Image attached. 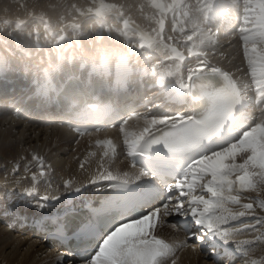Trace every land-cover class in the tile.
Here are the masks:
<instances>
[{"label":"snow or ice","instance_id":"snow-or-ice-1","mask_svg":"<svg viewBox=\"0 0 264 264\" xmlns=\"http://www.w3.org/2000/svg\"><path fill=\"white\" fill-rule=\"evenodd\" d=\"M48 8L62 9L58 31L45 12L27 10L37 26L21 20L9 32L36 49L41 39L51 44L29 99L55 105L60 113L48 119L81 138L111 127L120 140H95L101 154L87 183L63 181L79 203L65 198L42 230L63 243L95 241L83 264H177L193 240L229 253L234 245L243 264H264V0H57ZM2 43L0 82L15 90L10 56L29 59L32 48L17 36L14 50ZM120 156L133 171L113 170ZM21 168L33 182L24 194L38 196L41 213L61 200L43 155H21L12 173ZM89 186L106 189L105 198H83ZM165 226L185 238H164Z\"/></svg>","mask_w":264,"mask_h":264},{"label":"bare ground","instance_id":"bare-ground-1","mask_svg":"<svg viewBox=\"0 0 264 264\" xmlns=\"http://www.w3.org/2000/svg\"><path fill=\"white\" fill-rule=\"evenodd\" d=\"M31 2H37V7L33 11L37 14L42 11L45 12L53 28L58 31V16L62 9L53 10L48 8L49 3H56L57 0H31ZM125 2L136 3L137 0H125ZM0 3L1 5L13 4L6 0H0ZM21 4V2H18V5L14 3L8 8L9 12L3 13L1 11L0 15V40L8 41L9 49L14 50L13 36H17L21 40V43L26 47H31L33 52V55L29 59H18L17 57L10 56L14 70L9 75L15 82V90H13L12 85H6L0 82V135L2 136L0 138L2 139V134L5 133L11 139L9 141L10 139L8 138L9 142H4L5 140H1V142L8 143V147L15 143L22 148L18 155L4 153L0 155V182L8 186L7 191L11 188L12 192L13 190L14 192H21L14 198H7L6 200L4 199V202H0V264H57V261L62 256L64 257V264H83V262L78 261L76 258L65 255L67 253L66 251L52 246L50 241L41 239V236L34 233L31 227L35 224L43 223V220L47 219L50 213L55 214L58 212L59 206L65 198L75 199L76 203H79V198L68 197V194L63 192V181L65 179H71L74 183L81 181L87 183L89 175L92 170H95L93 168L96 167L98 157L101 154V149L95 147V140L97 138L112 139L114 143H119L120 134L118 128H112L101 131L98 134L94 133L91 137L85 135L81 138L58 122L40 124L42 117L48 119L49 114L54 117L58 111L54 107H44L37 98L29 99L32 96L33 88L30 83H27L28 81H26L24 71L27 69L28 75L31 73L35 76L38 75L40 69L47 66V52L51 48V44L41 39V46L39 49H36L32 40L19 37L18 32H13L12 36L7 35L9 34L8 32H12L16 23L21 20L26 22L28 30L37 26V22L30 18L27 12H24L20 6ZM5 21H7V24H5ZM40 30L43 35L42 26ZM85 46L87 47L88 45L86 44ZM0 49L5 52L3 45H1ZM70 53L71 49L69 50ZM5 54L7 55L8 53L5 52ZM58 80L61 82L63 77H59ZM148 94L151 95V93ZM25 102L27 104V110L29 111L28 116L32 117L21 118V116H17ZM17 108L20 109L19 112L16 111ZM77 139L80 140L79 144L76 143ZM25 149L29 151L25 152ZM32 151L43 155L46 163L53 165V172L48 178L53 184V187L55 188L59 185L61 191V200L54 202V206L44 213H41L35 207L38 196L34 195L29 197L24 194L26 188L32 187L31 174H25L22 168L18 173H12L14 162L21 155L27 156L30 159ZM89 151L97 152V155H99L88 159L85 165L87 171L81 170L79 169L80 160ZM76 157H79V159H76ZM21 163L23 165V162ZM112 168L113 170L119 168L122 171H133L128 161L123 159V156L117 158ZM32 171L38 172L39 169L33 167ZM22 176H27V178L17 183L16 181ZM36 187L39 194H43L46 191V185L43 180L39 181ZM4 190L6 192V186ZM12 192L10 191V193ZM97 192L99 191L96 190L95 186H89V191L83 198H93ZM9 195L11 196V194ZM250 195L255 196V193ZM20 206L31 208L35 213L27 215L24 214L25 212L19 213V211H15V208ZM193 230H196L195 226ZM160 234L168 240H182L185 238V233L182 230L172 229L167 226L160 229ZM240 238L244 239L248 237ZM192 243L194 247H186L178 253L180 259L182 258L183 260V255H185L187 262H191L192 259H195L193 257H197V263L199 264H216L217 257L222 255L220 264H243V257L235 252L234 245H229L230 254L221 245L213 247L211 241H205L201 244L200 241L193 240ZM254 255L258 258L260 252L257 251ZM16 256L22 257V260H25V262H16ZM180 259L178 260L180 261Z\"/></svg>","mask_w":264,"mask_h":264},{"label":"rangeland","instance_id":"rangeland-1","mask_svg":"<svg viewBox=\"0 0 264 264\" xmlns=\"http://www.w3.org/2000/svg\"><path fill=\"white\" fill-rule=\"evenodd\" d=\"M7 2H10V3H15L16 5H18V2H21L22 4H24V5H26V8H27V10H31V11H33L34 10V8L35 7H37V2L36 3H32L31 2V0H6ZM76 2H79V0H76ZM12 4V5H13ZM12 5H10V4H3V5H1V3H0V15H1V11L3 12V13H7V12H9V9L8 8H10ZM21 6V5H20ZM1 7H2V10H1ZM23 10H24V12H27V10L25 9V8H23ZM4 28V27H3ZM0 31H1V26H0ZM5 33H6V31H4ZM8 32V31H7ZM9 33V32H8ZM3 34V33H2ZM7 34V33H6ZM7 35H9V34H7ZM1 39V38H0ZM2 41H4V40H0V43H2ZM1 45H3V44H0V48H1ZM0 52H3V51H1V49H0ZM3 135V138L1 139L0 138V155H1V153H4V154H11V155H18L20 152H21V150H22V148L20 147V145H18V144H15V143H13L12 144V146H10V147H8L7 146V144L8 143H2L1 142V140L3 141V140H5L4 142H7L10 138L8 137V135H5V133H3L2 134ZM6 136V137H5ZM0 137H2L1 135H0ZM5 137V138H4ZM9 138V139H8ZM7 139V140H6ZM9 141H11V139L9 140ZM8 141V142H9ZM96 154H97V152H96ZM99 155V154H98ZM98 155H96V156H98ZM91 157H93V156H91ZM90 158V157H89ZM93 169H95V168H93ZM92 171H94V170H92ZM83 173V172H82ZM0 184H2L1 182H0ZM3 185V186H2ZM2 185H0V202H4L7 198H11V197H15V196H17L18 194H20L21 192H19V191H15L14 192V190H13V192H12V189L11 188H9V192L7 191V189H8V186L5 184H2ZM5 186H6V192H5ZM1 188H2V191H1ZM11 189V190H10ZM10 191L12 192V193H10ZM18 192V193H17ZM11 194V196L9 195V194ZM14 195V196H13ZM5 199V200H4ZM2 200V201H1ZM1 204V203H0ZM24 209V210H23ZM29 211H28V210ZM26 210V211H25ZM15 211H19V213H24V214H27V215H29V214H34L35 212H33V210L31 209V208H28V207H26V206H20V207H16L15 208ZM30 212V213H29ZM1 237V236H0ZM184 256V258H183V260H182V258L180 259V261L179 260H177L178 262H177V264H182V263H187V264H192V263H195V264H199V263H197L198 262V260L196 259L197 257H193V258H195V259H192L191 260V262H187L186 260H185V255H183ZM15 260H16V262H18V263H22V262H25V260H22V257H18V256H16L15 257ZM194 260H197V261H194ZM182 261V262H181ZM185 261V262H184ZM194 261V262H193ZM180 262V263H179Z\"/></svg>","mask_w":264,"mask_h":264}]
</instances>
